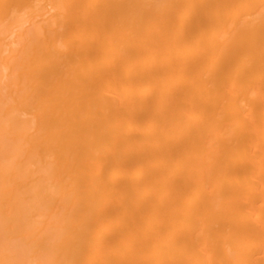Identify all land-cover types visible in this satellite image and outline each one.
I'll return each mask as SVG.
<instances>
[{"label":"bare ground","instance_id":"bare-ground-1","mask_svg":"<svg viewBox=\"0 0 264 264\" xmlns=\"http://www.w3.org/2000/svg\"><path fill=\"white\" fill-rule=\"evenodd\" d=\"M0 264H264V0H0Z\"/></svg>","mask_w":264,"mask_h":264}]
</instances>
